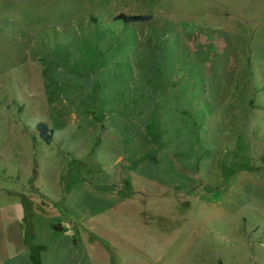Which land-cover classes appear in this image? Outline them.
I'll return each mask as SVG.
<instances>
[{"label": "rangeland", "instance_id": "rangeland-1", "mask_svg": "<svg viewBox=\"0 0 264 264\" xmlns=\"http://www.w3.org/2000/svg\"><path fill=\"white\" fill-rule=\"evenodd\" d=\"M219 261L264 264V0H0V264Z\"/></svg>", "mask_w": 264, "mask_h": 264}, {"label": "trees", "instance_id": "trees-1", "mask_svg": "<svg viewBox=\"0 0 264 264\" xmlns=\"http://www.w3.org/2000/svg\"><path fill=\"white\" fill-rule=\"evenodd\" d=\"M152 18L151 14H143V13H136V14H128V13H119L115 16V19H120L125 23L130 22H143L148 21ZM36 129L38 132L39 138L44 141L45 143H49L52 139L53 130L49 127V125L44 121H39L36 124ZM218 264H222L220 261Z\"/></svg>", "mask_w": 264, "mask_h": 264}]
</instances>
